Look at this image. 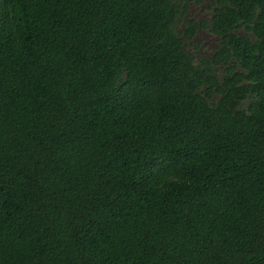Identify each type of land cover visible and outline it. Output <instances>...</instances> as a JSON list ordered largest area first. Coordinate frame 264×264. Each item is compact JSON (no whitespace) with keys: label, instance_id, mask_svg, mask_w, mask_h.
Listing matches in <instances>:
<instances>
[{"label":"trees","instance_id":"obj_1","mask_svg":"<svg viewBox=\"0 0 264 264\" xmlns=\"http://www.w3.org/2000/svg\"><path fill=\"white\" fill-rule=\"evenodd\" d=\"M203 2L0 0V264H264V0Z\"/></svg>","mask_w":264,"mask_h":264},{"label":"rangeland","instance_id":"obj_2","mask_svg":"<svg viewBox=\"0 0 264 264\" xmlns=\"http://www.w3.org/2000/svg\"><path fill=\"white\" fill-rule=\"evenodd\" d=\"M214 0H204L203 4H190L185 16L177 21L176 31H181L186 26V18L204 20L210 17L211 5ZM185 48L197 58L208 57L216 49L219 37L208 29L200 28L194 34L192 40L183 39ZM219 73L221 70H218Z\"/></svg>","mask_w":264,"mask_h":264}]
</instances>
